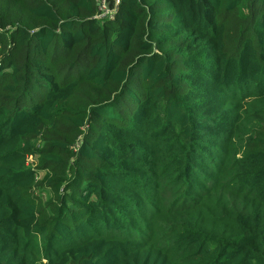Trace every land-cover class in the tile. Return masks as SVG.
Returning a JSON list of instances; mask_svg holds the SVG:
<instances>
[{"label":"trees","instance_id":"16d2710c","mask_svg":"<svg viewBox=\"0 0 264 264\" xmlns=\"http://www.w3.org/2000/svg\"><path fill=\"white\" fill-rule=\"evenodd\" d=\"M99 13L0 0V264H264V123L245 137L239 190L216 163L228 100L264 95V0ZM152 142L166 149L149 164ZM178 197L183 210L165 205ZM207 216L220 227L196 223Z\"/></svg>","mask_w":264,"mask_h":264},{"label":"rangeland","instance_id":"374dc122","mask_svg":"<svg viewBox=\"0 0 264 264\" xmlns=\"http://www.w3.org/2000/svg\"><path fill=\"white\" fill-rule=\"evenodd\" d=\"M113 4L109 0V7H112ZM103 9V8H102ZM102 18H105L108 16V14L101 10ZM107 14V15H106ZM255 92L251 93L254 94ZM227 104L230 107L229 114L231 115V120L233 123V133L223 139V146H222V152L217 153L218 155L216 163L219 166H221L223 163H227V168L232 169V175L230 176V180L233 182V189L234 191H237L241 188V186L238 185V182H236V175L235 173H238L242 171V167L246 166V164L243 162L242 156V149L244 147V141L246 140V136L249 133L250 128L257 126L259 124L264 123V95L259 94L253 96H248L244 98H230L227 102ZM251 105V106H250ZM166 147L163 145V143L156 144L155 142H152L151 146V153L152 158L149 161V164L155 163L161 159L163 156V153L165 151ZM34 159L33 157H30V160ZM156 170L157 166H156ZM207 172L212 175V172L207 170ZM226 178V176H224ZM212 191V188L209 190V192ZM246 193V191H245ZM180 197L176 198L173 201L169 200L167 204L165 205H171V209H175V207L179 204ZM237 196H232L231 192L227 194L226 197L220 196L217 200L212 201L210 204V207L213 209V213H220L219 209L222 205L224 207H229L232 203H236ZM179 208L183 210V206H179L175 209V211H178ZM227 209H224L225 211ZM155 214V213H154ZM154 214L150 217V219H153ZM199 226L205 225L207 231L216 230L220 225L215 223V220L212 216H207L205 219H202L201 221H197ZM176 228V225H175ZM180 228V226H179ZM179 228L177 229V233L179 231ZM26 242H23L21 245V251L24 250V245ZM34 241L29 244V246L33 245ZM41 245L42 242L38 240V244H36L33 248L34 255L38 257L39 260L42 262L45 261L41 254ZM188 260L193 263V261L197 262L198 264H202L203 258L201 257V254L194 253L193 255H189ZM185 261H179L177 264L185 263ZM187 264V263H186Z\"/></svg>","mask_w":264,"mask_h":264},{"label":"built area","instance_id":"2783aa9c","mask_svg":"<svg viewBox=\"0 0 264 264\" xmlns=\"http://www.w3.org/2000/svg\"><path fill=\"white\" fill-rule=\"evenodd\" d=\"M110 1L113 4L112 7H109V0H97V2L99 4V9L105 11L108 14V16L113 17L115 14V11H116V7L119 4L120 0H110ZM98 17L102 18L101 12L98 14Z\"/></svg>","mask_w":264,"mask_h":264}]
</instances>
